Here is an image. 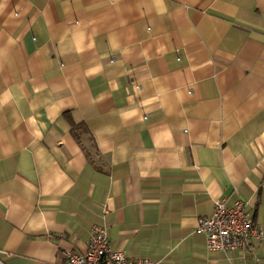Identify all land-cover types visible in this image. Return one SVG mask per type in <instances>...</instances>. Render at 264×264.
<instances>
[{
	"label": "crops",
	"instance_id": "obj_1",
	"mask_svg": "<svg viewBox=\"0 0 264 264\" xmlns=\"http://www.w3.org/2000/svg\"><path fill=\"white\" fill-rule=\"evenodd\" d=\"M242 200L264 231V0H0V264H60L95 224L156 264L211 251Z\"/></svg>",
	"mask_w": 264,
	"mask_h": 264
},
{
	"label": "built area",
	"instance_id": "obj_2",
	"mask_svg": "<svg viewBox=\"0 0 264 264\" xmlns=\"http://www.w3.org/2000/svg\"><path fill=\"white\" fill-rule=\"evenodd\" d=\"M197 228L206 234L211 251L245 249L253 241H260L264 231L256 225L252 214L242 200L229 204L216 200L211 214L199 217ZM60 264H156L148 257L130 258L112 247L106 226L92 227L84 252L66 250Z\"/></svg>",
	"mask_w": 264,
	"mask_h": 264
},
{
	"label": "trees",
	"instance_id": "obj_3",
	"mask_svg": "<svg viewBox=\"0 0 264 264\" xmlns=\"http://www.w3.org/2000/svg\"><path fill=\"white\" fill-rule=\"evenodd\" d=\"M254 220V219H253Z\"/></svg>",
	"mask_w": 264,
	"mask_h": 264
}]
</instances>
